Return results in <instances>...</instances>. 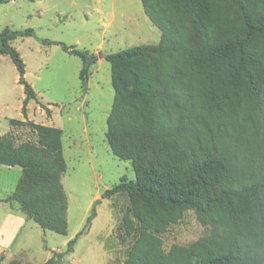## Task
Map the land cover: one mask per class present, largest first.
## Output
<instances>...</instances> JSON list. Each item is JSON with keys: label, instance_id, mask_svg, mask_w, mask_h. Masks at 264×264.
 Here are the masks:
<instances>
[{"label": "trees", "instance_id": "16d2710c", "mask_svg": "<svg viewBox=\"0 0 264 264\" xmlns=\"http://www.w3.org/2000/svg\"><path fill=\"white\" fill-rule=\"evenodd\" d=\"M140 2L160 41L105 56L115 93L106 142L135 174L102 196L129 200L122 227L133 244L122 264H264V0ZM32 35L0 34V54L9 56L23 87V108L37 95L11 42ZM62 48L80 58L84 88L95 57ZM24 125L36 141L0 135V165L21 168L4 202L42 230L65 234L62 131ZM97 204L66 250L43 264H60L72 252ZM187 211L208 232L165 252L159 235Z\"/></svg>", "mask_w": 264, "mask_h": 264}, {"label": "rangeland", "instance_id": "374dc122", "mask_svg": "<svg viewBox=\"0 0 264 264\" xmlns=\"http://www.w3.org/2000/svg\"><path fill=\"white\" fill-rule=\"evenodd\" d=\"M32 30L11 42L25 65V81L37 95L23 108V87L8 55L0 54V135L36 141L25 122L62 131L67 166L61 183L67 198V231L42 230L12 209L5 198L15 189L21 168L0 165V264H43L84 228L94 201L96 217L60 264H122L133 244L122 227L128 212L125 194L102 198L122 177L135 181L128 161L116 158L106 142V120L114 101L111 68L105 56L160 41L161 32L145 15L140 0H9L0 4V34ZM87 52L96 62L81 88L80 58L65 52ZM208 232L192 211L159 237L168 252L186 247Z\"/></svg>", "mask_w": 264, "mask_h": 264}]
</instances>
